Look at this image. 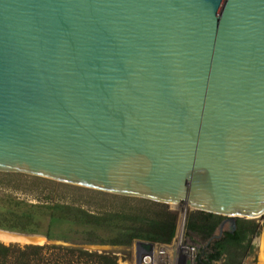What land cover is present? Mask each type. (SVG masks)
I'll return each instance as SVG.
<instances>
[{
    "label": "water",
    "instance_id": "1",
    "mask_svg": "<svg viewBox=\"0 0 264 264\" xmlns=\"http://www.w3.org/2000/svg\"><path fill=\"white\" fill-rule=\"evenodd\" d=\"M0 173L260 217L264 0H0Z\"/></svg>",
    "mask_w": 264,
    "mask_h": 264
},
{
    "label": "trees",
    "instance_id": "2",
    "mask_svg": "<svg viewBox=\"0 0 264 264\" xmlns=\"http://www.w3.org/2000/svg\"><path fill=\"white\" fill-rule=\"evenodd\" d=\"M27 175L0 173V178ZM49 184L70 187L61 183ZM77 189L85 190L79 187ZM108 195L117 199L114 208L88 210L74 203L52 199L28 203L10 195H0V230L25 235H39L46 241H71L75 244L109 245L128 248L133 242L167 244L176 225L175 212L167 205L142 199ZM173 206V205H172ZM225 218L218 215L187 210L184 229L206 242L196 256L197 264H242L252 251L251 238L261 225L256 219H236L233 227L214 235ZM0 264H118L111 252L88 251L77 246L54 244L23 245L0 242Z\"/></svg>",
    "mask_w": 264,
    "mask_h": 264
},
{
    "label": "rangeland",
    "instance_id": "3",
    "mask_svg": "<svg viewBox=\"0 0 264 264\" xmlns=\"http://www.w3.org/2000/svg\"><path fill=\"white\" fill-rule=\"evenodd\" d=\"M39 178V177H36ZM43 179V178H39ZM48 181L47 179H44ZM55 182V181H52ZM58 183V182H56ZM62 184V183H61ZM66 185V184H65ZM84 189V188H82ZM91 190L77 189L75 186L62 187L42 182L39 180H34L33 176L23 177H4L0 178V195H10L11 197L23 200L28 203H36L37 201H45L52 199L56 202L64 203H74L87 208L88 210L102 209V208H114L117 206L118 200L111 198L108 195H96ZM94 191V190H92ZM103 193V192H101ZM107 194V193H105ZM130 198V197H129ZM168 210L175 212L176 214V225L174 229V234L172 239L167 244H161L163 246L152 245L148 242L136 241L133 242L130 247L122 248L117 246L109 245H87V244H75L71 241L61 242L57 240L46 241L42 236L39 235H25L15 232H8L0 230L16 237L28 238L27 242H7L3 244H17L19 246L23 245H42V244H54V245H64V246H79L88 251L96 252H111L117 259L118 264H143L140 262L139 255H141L144 250L137 249V243H147L150 244V248L147 252L148 256L151 257L149 264H175L178 262L180 255L186 253V257L189 260L188 264H197L196 256L200 249L205 247L206 242L200 237L186 232L184 229V219L189 206L186 204L178 205H167ZM185 211H182L184 210ZM256 222L261 225L264 221V212L260 217L255 218ZM224 221V220H223ZM221 222V224L223 223ZM216 229L214 235H219L221 231L230 229V223L224 222L222 225ZM264 227H260L258 233L254 235L250 240V245H252V251L242 260V264H264V249L261 250L259 246V239ZM158 245V244H157ZM156 246V247H155ZM260 247V248H259ZM162 249V254L159 255L158 251ZM192 250V252H191ZM189 253V254H188ZM188 254V255H187ZM262 257V259H261ZM214 264H221L220 262H215Z\"/></svg>",
    "mask_w": 264,
    "mask_h": 264
},
{
    "label": "bare ground",
    "instance_id": "4",
    "mask_svg": "<svg viewBox=\"0 0 264 264\" xmlns=\"http://www.w3.org/2000/svg\"><path fill=\"white\" fill-rule=\"evenodd\" d=\"M181 203L188 205V203L186 201H180L178 203H174V204L171 203V204H168V205H178V204H181ZM182 211H185V209L182 210ZM0 241H2L4 243L11 242V241L24 243V242L28 241V238H20V237H16V236L4 233V232H0ZM259 243H260L259 246H261V250H263L264 249V230L261 233V236H260V239H259ZM261 259H262V257H261Z\"/></svg>",
    "mask_w": 264,
    "mask_h": 264
},
{
    "label": "built area",
    "instance_id": "5",
    "mask_svg": "<svg viewBox=\"0 0 264 264\" xmlns=\"http://www.w3.org/2000/svg\"><path fill=\"white\" fill-rule=\"evenodd\" d=\"M154 245H156V246H160L161 244H154ZM155 246V247H156ZM161 246H163V245H161ZM191 252H192V250H191ZM163 252H162V249L160 250V251H158V254L159 255H161ZM189 254V253H188ZM187 254V255H188ZM149 254H147V252L146 251H144V252H142L141 253V255H139L140 257H139V259H140V262L141 263H143V264H149V262H150V260H151V257L150 256H148ZM188 259H187V257H186V253L184 252V255H180V257H179V259H178V262H176L175 264H188Z\"/></svg>",
    "mask_w": 264,
    "mask_h": 264
}]
</instances>
